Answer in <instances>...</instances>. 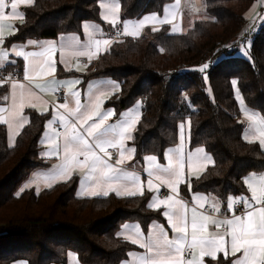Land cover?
Here are the masks:
<instances>
[{
	"label": "trees",
	"instance_id": "16d2710c",
	"mask_svg": "<svg viewBox=\"0 0 264 264\" xmlns=\"http://www.w3.org/2000/svg\"><path fill=\"white\" fill-rule=\"evenodd\" d=\"M117 1L121 18H138L161 12L171 0ZM255 1L203 0L208 18L196 19L185 31L171 33L162 25L148 27L138 37L114 38L82 75L80 85L98 77L118 82L119 89L103 103L115 114L140 100L141 115L130 142L136 159L149 153L161 158L165 147L176 143L178 124L189 120V146H203L213 163L180 185L183 196L205 192L224 204L228 196L246 193L245 175L264 169V150L242 136L236 98L239 93L243 105L264 118V15L249 32L246 56L227 43L236 37ZM84 20L103 22L99 0H33L24 6L13 34L3 41L81 33ZM204 64L209 67L199 71ZM21 67L15 59L4 72L19 73ZM6 92L7 81L0 80V99ZM24 112L27 122L12 146L0 123V264L23 259L28 264L64 263L68 251H74L82 264H121L134 248L117 235L124 221L136 220L144 231L154 220L164 222L159 209L148 207L149 192L77 196L75 174L39 192L18 191L30 172L46 163L39 138L50 115L35 108ZM205 260L232 264V256L222 254Z\"/></svg>",
	"mask_w": 264,
	"mask_h": 264
},
{
	"label": "crops",
	"instance_id": "0c3cea01",
	"mask_svg": "<svg viewBox=\"0 0 264 264\" xmlns=\"http://www.w3.org/2000/svg\"><path fill=\"white\" fill-rule=\"evenodd\" d=\"M30 0H0V28L3 29V39L16 29V26L22 19L7 20L9 15L14 14V9L10 7L12 4L19 5L18 11L23 16V8ZM33 0H31V3ZM198 0H191L190 3L197 4ZM23 3V4H21ZM30 3V4H31ZM104 3L109 6L119 5L117 0H99V4ZM185 0H171L166 3L161 12H148L143 14L138 18H121L120 17V6L119 10L115 13L116 24L115 26L109 21L112 19V14L107 9L100 8V18L103 21L99 23L94 20H84L81 24V33L76 32H67L62 33L54 39H26L22 42H12L9 44H0V53H5L7 58L0 59V70L4 71V66L7 63H13L15 59H18L22 65L18 74L20 79H13L7 82V92L4 96L1 97L0 101V123H2L6 128V141L9 146L14 144L16 135L27 122V115L24 110L26 108H35L39 111H48L49 117L44 122V128L39 138V144L42 147L41 154L45 157L47 165L38 167L32 171L30 177H28L20 185V190L23 188H33L38 191L43 188L49 187L58 181H63L58 176V173L61 171V168L65 160V151L69 147L77 148L81 145V137L87 140L88 144L91 145V149H83L85 152L93 151L94 153H99L107 159L105 152L101 151V148L97 146V141L104 139V134L110 127V125H115L118 123H123L127 121L131 123L132 119L137 120L141 115V102L140 100L135 101L132 105L124 108L118 114H114L110 117V110L114 108L111 106L104 105V100L116 92L118 89L112 88V83L118 82L114 79L108 77H98L88 80L83 85H76L75 88L69 85V82L74 80H82V75L87 72L97 60L100 54L106 50L109 45H101L99 51L96 50L94 44H90V40H109L110 33L113 28H120L123 36L138 37L140 36L146 28H156L162 25H167L168 30L171 33H178L183 30V20L181 18V12L184 8ZM264 3L262 0H256L252 6L246 11V17L252 18L257 15V18H261L264 15ZM201 5V4H200ZM101 12H104L108 16V21L104 20L101 16ZM153 17L155 19H148L145 21L143 26H139V21L144 19V17ZM205 15L203 14L202 17ZM169 21L168 23H162L165 20ZM201 18V17H200ZM194 18H192L191 22ZM190 22V23H191ZM127 23L128 29L131 35L124 34V25ZM87 24L89 28V34L85 35L83 28ZM189 25V24H188ZM79 43H76V40ZM249 39V38H248ZM247 39V40H248ZM36 41L35 44H29V41ZM247 40L238 48V54L243 56L247 55ZM54 43L57 51L53 54V62L56 66V71L53 73L52 77L40 78L34 73L30 72L32 78L26 80L24 78V71L26 62L23 57H17L15 55L16 51L23 50L24 52H33L39 53L42 51V46H46L48 43ZM71 43L73 47H65V62L68 67L65 68V65L60 62V48L62 45H68ZM83 45H88L91 50L95 53L91 60L87 56H77L74 55V52L83 51ZM33 58L30 57V61ZM53 78L58 82L53 85L50 83ZM16 82L22 84L24 89L19 88L15 89L16 99L13 100V89L12 83ZM119 85V84H118ZM27 90H30L31 96H27ZM57 90H62L65 92L66 97L64 100H59L55 94ZM22 91L24 95L22 96ZM7 97V99H5ZM240 107V121L243 125L242 136L257 141L258 139V129L264 127V118L260 116L257 111L251 110L244 105ZM13 108L17 112V115L13 116ZM243 109V111H242ZM115 113V110H114ZM251 119H248V117ZM7 122V123H6ZM135 122V124H136ZM135 124L129 130L127 135L131 136V139H125L124 145L125 148L133 149L132 144L130 143L133 137V131ZM180 125H183V162H184V171H183V183L187 182L191 177L199 175L207 166L213 163L212 155L203 147V146H189V135H188V121H181L178 124V134L176 143L166 146L162 157L159 158L156 154L149 153L145 154L141 159H136L134 157V152L132 153L131 160H125L121 165H116V161L119 158L120 149L117 147H107L112 151V158L109 160L114 167H118L124 173H134L140 177L141 182V193L149 192V198L147 205H149L152 200L155 199H165L169 195H174L171 193L170 189L166 184L162 183V180H167L170 177L167 173H164L162 170L167 168L169 165V158L173 164L179 163L176 159L178 156L177 148L181 144V129ZM99 126L98 130L97 127ZM73 128L78 129V135L75 139L71 138ZM94 134L89 135L90 132ZM117 139L116 136H112V141L115 142ZM248 140V139H246ZM197 149H203V151L198 152ZM264 150V149H263ZM126 152L127 149H124ZM167 154V155H166ZM127 156V153H125ZM191 155L195 161L198 157L200 163H203L205 167L201 171H197L194 167L191 172H189L187 167L188 156ZM155 156L156 165L159 167L153 169V176L151 177L153 184L158 187V191H149L147 188V181L150 177L147 175L145 168L150 167L151 165L145 161V157ZM210 156L211 161H205L203 157ZM83 162L86 157L79 158ZM77 175V185H76V195L77 196H93L90 194L89 189L95 188L99 192V196H104L103 190H106L107 186H97V184L89 179V176L92 175L87 170L75 169L72 171V175ZM261 177H264V169L262 171L251 172L244 176V180L248 179L258 186ZM181 183V184H183ZM180 184V185H181ZM245 184V183H244ZM27 185V187H25ZM180 185H178L179 195L175 198L182 201L185 205L186 215L189 222L188 232L189 237H185L187 240L190 239L191 233V242L193 245V253L203 256L208 254L209 257L204 258V264H207L206 258H215L218 254L223 256H232V262L234 258L238 259L240 253H237V257L233 256V253L237 250L238 247L247 248L250 253L247 258V264H257L256 257H261L264 259V235L257 234V228L255 224L247 225L243 230L234 224L229 225L227 221L229 219L234 220V216L239 215L234 207V202L239 200H251V191L246 187V193L241 195H230L226 199L225 203L222 202L214 195L205 193V192H190L189 195L183 196L180 193ZM124 186L131 189L134 187L131 180L124 181L121 188L122 194L120 196H127L124 194ZM164 191V194L162 192ZM109 193L115 192L109 191ZM140 195V194H137ZM98 196V195H96ZM117 196V195H116ZM194 197L197 199L194 201ZM231 197L233 199V210H229L230 205H228V199ZM203 198V199H202ZM255 205V202H252ZM199 205H204L203 208ZM205 206L209 207V210L205 209ZM255 207H260L255 205ZM196 209L195 212L193 209ZM156 209V208H153ZM159 210L161 211L164 222L159 220H154L148 224L147 230H143L140 223L136 220L124 221L118 228L117 235L130 242L133 238H136L137 228H139L141 239L147 240L149 233L153 237L159 233L160 228L163 227L164 230L168 233L169 239L178 238L177 234L173 233L170 226L168 225L167 218L164 217L163 212L169 211L163 205L160 206ZM204 214V218L207 219L211 217L214 221L223 222L219 229L215 225H209L208 231L210 233L204 232L203 229L200 232L195 230L191 231L190 222L193 216H200ZM205 241L207 242L205 244ZM132 244V243H131ZM133 245V244H132ZM223 248L224 252H219L218 250ZM71 253V256L69 255ZM145 250L139 247V244L134 245L133 249L128 250L125 258L121 260V264H140V257L144 255ZM243 255V253H241ZM20 261V262H19ZM17 260L14 264H28L26 260ZM13 264V263H12ZM50 264H82L78 260L77 254L74 251H68L66 261L64 263H50Z\"/></svg>",
	"mask_w": 264,
	"mask_h": 264
},
{
	"label": "snow or ice",
	"instance_id": "6c2138e0",
	"mask_svg": "<svg viewBox=\"0 0 264 264\" xmlns=\"http://www.w3.org/2000/svg\"><path fill=\"white\" fill-rule=\"evenodd\" d=\"M5 3H7V0H5ZM31 3V0L28 4ZM23 4V3H21ZM20 5V4H19ZM16 4L10 5L15 11L13 15H9L7 20H15V19H23L22 14L18 11V6ZM99 7L101 9H107L112 14V19L109 21V23L113 24L115 26L116 24V17L115 13L119 10V5L109 6L104 3H100ZM101 16L104 20L108 21V16L104 14V12H101ZM155 19V16L153 17H144V19L139 21V26H143L145 21L148 19ZM169 21L167 18H165L162 23H168ZM154 31L156 29H153ZM83 31L85 35L89 34V28L87 24L84 25ZM10 34H13L10 32ZM124 34L125 35H131L133 33L129 32L128 25L125 23L124 25ZM76 40V38H74ZM3 41V29L0 28V44H2ZM29 44H35L36 41H29ZM76 43H79L78 40H76ZM110 43L109 40H90V44H94L97 51H99L101 45H108ZM250 43V42H249ZM65 47H73L71 43L68 45H62L60 48V62L65 65V68L68 67L67 63L65 62ZM84 48L83 51L74 52V55L77 56H87L89 60L92 59V57L95 55V53L91 50V48L88 45H83ZM57 51V48L54 43H48L46 46H42V51L39 53H33V52H24L16 51L15 55L17 57H23V59L28 62L25 65V71H24V78L26 80H30L32 76L31 73H34L36 76L40 78L44 77H52L53 73L56 71L55 63L53 62V54ZM30 57L33 58L30 61ZM7 56L5 53H0V59H6ZM209 67L208 64H204L199 68V71L204 72L205 69ZM53 85L57 84L58 82L53 78V80L50 82ZM80 80H74L69 82V85L75 88L76 85L80 84ZM233 87L236 86V81H232ZM19 86V88L24 89V86L22 84H18L16 82L12 83V89H13V100L16 99L15 95V89ZM113 89H119V85L115 82L112 83ZM24 95L22 91V96ZM30 90H27V96H31ZM237 100L240 102L241 105H243V100L239 96V93H237ZM7 99V97H5ZM4 110V109H0ZM243 111V109H242ZM114 110H110V117L114 115ZM12 115H17V112L13 108ZM248 119H251L249 116ZM135 119H132L131 123H128L127 121L123 123H118L115 125H110L108 130L104 134V139L97 141V146L101 148L102 152H105L107 155V159L100 155L99 153H94L93 151L85 152L83 149H91V145L88 144L87 140L83 139L81 137V145L77 148H71L69 147L65 151V160L64 164L61 168V171L58 173V176L62 179H70L71 173L75 169L79 170H87L92 175L89 176V179H92L97 186H100L103 188V186H107L106 190H103V195L108 196L109 191L115 192L117 196H120L122 194L121 188L123 186L124 181L131 180L132 184L134 185L133 188L129 189L126 186H124V194L127 196H136L137 194L141 193V182L140 177L138 175H135L134 173H124L122 170L118 167H114L111 163H109V160L112 158V153L107 151V147H117L120 149L119 151V158L116 161V165H121L125 162V160H131L132 159V153L135 151V149H128L125 148L124 141L125 139H131L130 135H127L129 133V130L131 127L135 124ZM7 123V122H6ZM99 126L96 130H98ZM181 129V144L177 148V160L179 163L173 164L171 162V158H169V165L167 168H164L162 171L164 173H167L170 177L167 180H162L161 182L166 184L167 187L170 189L171 193L174 195H169L165 199H153L152 202L148 205L149 208H156L159 209L161 205H163L165 208L169 209V211H164L163 215L167 218L168 225L170 226L173 233L177 234L178 238L169 239L168 233L164 230L163 227L160 228V231L158 234H156L154 237L151 233H149V237L147 240L141 239V234L139 231V228H137L136 238H133L131 240V243L133 245L139 244V247L145 250L144 255L140 257V264H204V258L209 257L208 254H204L203 256H200L199 254L193 253V245L191 242V233H190V239L187 240L185 237H189L188 227L189 222L186 215V209L185 205L182 201L176 199L175 197L179 195L178 191V185L183 183V171H184V162H183V125H180ZM93 132H90L89 135L94 134ZM78 135V129L73 128L71 138L75 139ZM112 136H116L117 139L115 142L112 141ZM248 139L249 143H253L254 141L252 139ZM258 139L259 144L262 149H264V127L258 129ZM103 145H107V147H103ZM124 149H127L125 152ZM198 152L203 151V149H197ZM127 153V156L125 155ZM167 155V154H166ZM80 157H86V159L81 162L79 159ZM146 162H148L151 166L148 168H145V171L147 172V175L150 177L147 181V188L151 191H158V187L153 184V181L151 177L153 176V169L158 168L159 166L156 165V159L155 156H147L144 158ZM201 158H197L195 161L193 160L192 156H188L187 161V167L189 172L192 171V169L195 167L197 171H201L205 165L203 163H200ZM205 161H211L210 156L203 157ZM244 183L247 185L248 189L251 191V200H243L244 205V214L236 215L233 219H229L227 223L229 225H232L235 223L236 226H238L240 229H244L247 225L255 224L257 228V234L258 235H264V177H261L259 185L256 186L254 183L248 179L244 180ZM27 187V185L25 186ZM23 191V188L21 189V192ZM89 192L91 195L96 196L100 193L93 189H89ZM19 195V193H17ZM194 201L197 199V197L193 198ZM203 199V198H202ZM255 202V205H259L260 207H255V205L252 202ZM228 205H230L229 210H233V199L229 197L228 199ZM199 207L203 208L204 205H199ZM195 208L193 211L195 212ZM221 223L214 221L211 217H208L207 219L204 218V214L201 213L200 216H193L191 218L190 227L191 231L195 230L197 233L200 232L201 229L204 230L206 233H210L208 231V226L215 225L217 229L220 228ZM207 242L205 241V244ZM219 252H224V249L221 248L218 250ZM237 253H240V255L237 258L233 259L232 264H247V258L249 256V252L247 248L245 247H238L237 250L233 253L234 257H237ZM243 253V255H241ZM71 256V253L69 254ZM257 264H264V259L261 257H256Z\"/></svg>",
	"mask_w": 264,
	"mask_h": 264
},
{
	"label": "rangeland",
	"instance_id": "374dc122",
	"mask_svg": "<svg viewBox=\"0 0 264 264\" xmlns=\"http://www.w3.org/2000/svg\"><path fill=\"white\" fill-rule=\"evenodd\" d=\"M191 0H185V4H184V8L182 9V12H181V18L183 20V30L182 31H185L187 30L188 28H190L193 24V22L196 20V19H199L200 17L201 18H208V15L206 14L205 10H204V4H203V0H198L197 4L195 5V3H190ZM262 2L264 3V0H262ZM201 4V5H200ZM264 5V4H263ZM150 12H153V11H150ZM159 13V12H158ZM205 15L204 17H202V15ZM193 19V21L191 22V20ZM261 18H257V15H255L254 17L250 18L249 17H246V12H245V23L244 25L242 26V28L239 30V32L236 34V37L233 38L232 40H230L229 42L227 43H232L234 46H238V48H240V46L247 40L246 42V45L247 47L249 46V42H250V31L253 30L254 28H256L257 26L260 25L261 23ZM83 22V21H82ZM191 22V23H190ZM189 24V25H188ZM117 28V27H116ZM118 31H117V34L118 37L117 38H120L122 35V31L121 29L118 27L117 28ZM181 31V32H182ZM114 39V38H111V40ZM229 45V44H228ZM188 121V127H189V120L188 119H185L184 121ZM46 160V159H45ZM45 165H47V161L45 163ZM45 165H42V166H45ZM42 166H39V167H42ZM38 168V167H37ZM36 169V168H35ZM34 170V169H33ZM32 170V171H33ZM32 171L30 172V174L32 173ZM30 174L28 177H30ZM27 177V178H28ZM26 178V179H27ZM25 179V180H26ZM24 180V181H25ZM23 183V182H22ZM21 183V184H22ZM31 188V187H29ZM26 189V188H25ZM33 189V188H32ZM34 190V189H33ZM42 190V189H41ZM41 190H34L35 192H39ZM18 191H21L20 188H18ZM19 261V260H18ZM15 262V261H14ZM13 262V264H14ZM20 262V261H19Z\"/></svg>",
	"mask_w": 264,
	"mask_h": 264
},
{
	"label": "built area",
	"instance_id": "2783aa9c",
	"mask_svg": "<svg viewBox=\"0 0 264 264\" xmlns=\"http://www.w3.org/2000/svg\"><path fill=\"white\" fill-rule=\"evenodd\" d=\"M117 31L118 29L117 28H113L111 30V33H110V38H117L119 34H117ZM21 77L18 75V74H15V73H8L6 74L3 70H0V80L2 81H10V80H13V79H20ZM57 98L59 100H64L65 97H66V94L64 91L62 90H57L55 92ZM108 151H112L111 149H107ZM162 194H164V191L162 192ZM234 207H235V210L236 212L239 214V215H243L244 214V205L241 201L237 200L234 202ZM205 209L206 210H209V207L208 206H205Z\"/></svg>",
	"mask_w": 264,
	"mask_h": 264
},
{
	"label": "bare ground",
	"instance_id": "6f19581e",
	"mask_svg": "<svg viewBox=\"0 0 264 264\" xmlns=\"http://www.w3.org/2000/svg\"><path fill=\"white\" fill-rule=\"evenodd\" d=\"M243 203V202H242Z\"/></svg>",
	"mask_w": 264,
	"mask_h": 264
}]
</instances>
